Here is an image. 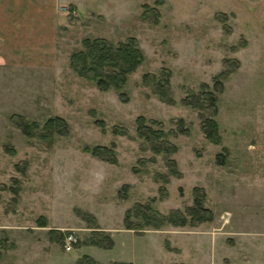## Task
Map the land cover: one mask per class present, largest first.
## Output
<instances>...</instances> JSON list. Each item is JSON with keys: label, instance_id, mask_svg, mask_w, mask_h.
<instances>
[{"label": "rangeland", "instance_id": "1", "mask_svg": "<svg viewBox=\"0 0 264 264\" xmlns=\"http://www.w3.org/2000/svg\"><path fill=\"white\" fill-rule=\"evenodd\" d=\"M60 1L51 42L22 61L0 54V264H264V0ZM87 39H135L146 62L123 91L101 92L70 67ZM161 74L172 106L144 83ZM203 92L218 100L220 145L185 102ZM56 118L63 136L44 130ZM140 119L171 154L139 137ZM97 148L117 164L87 153ZM196 191L211 221L187 214ZM147 206L189 223L127 230ZM100 233L112 249L89 246Z\"/></svg>", "mask_w": 264, "mask_h": 264}, {"label": "trees", "instance_id": "2", "mask_svg": "<svg viewBox=\"0 0 264 264\" xmlns=\"http://www.w3.org/2000/svg\"><path fill=\"white\" fill-rule=\"evenodd\" d=\"M146 58L143 52L139 49L137 41L130 39L126 43H120L114 45L106 40L102 39H87L84 42V50L74 54L70 59V67L73 72L80 78L89 83L94 84L99 91L109 92L111 90L121 92L127 86L129 78L137 72V70L144 65ZM144 83L152 89L153 93L159 98V100L166 105H174L175 101L172 97L171 90V75L161 74L159 77L144 78ZM219 93L223 92L222 84H219ZM204 89L207 90V87ZM205 90V91H206ZM123 101H127L124 94L121 95ZM193 100V101H192ZM187 106L198 110L201 113L202 129L207 141L213 145L221 144V137L219 134L218 124L216 123V117L218 115L217 104L218 100L213 94L203 92L201 97H195L189 95L188 100L185 101ZM206 108H205V105ZM138 134L139 137L151 145V150L156 155L171 154V148H165L161 140L164 135L159 132H153L151 129L144 126L142 119L139 120ZM19 128L23 134L29 138L34 137L32 134L31 126L28 123L19 124ZM46 132L59 133L61 136L67 133L66 122L61 118L49 120L45 127ZM175 150H172L174 153ZM94 158L101 161L110 163L112 165L117 164L116 153L113 149L97 148L91 152ZM174 163V162H173ZM175 164V163H174ZM173 176L177 172H172ZM198 191L195 192L194 203L195 207L189 209L187 214L191 221L198 223H205L212 220V214L208 210H204L201 205V198L198 196ZM207 213L206 216L205 214ZM136 215L141 220L138 225H133L130 220ZM187 217L181 212H171L168 217H165L155 210L151 206L135 208L133 211H129L126 214L124 224L127 230L141 231L143 228H151L153 230H161L165 225L169 224L173 227H186L188 225ZM95 232H98L99 228L95 227ZM112 239L108 238L104 234H95L92 240L89 242V246L97 247L104 250H110L113 248ZM78 264H96V261L85 256Z\"/></svg>", "mask_w": 264, "mask_h": 264}, {"label": "crops", "instance_id": "3", "mask_svg": "<svg viewBox=\"0 0 264 264\" xmlns=\"http://www.w3.org/2000/svg\"><path fill=\"white\" fill-rule=\"evenodd\" d=\"M61 6L60 0H0V51L8 52L0 54L22 61L36 45L47 38L51 42L59 28Z\"/></svg>", "mask_w": 264, "mask_h": 264}, {"label": "built area", "instance_id": "4", "mask_svg": "<svg viewBox=\"0 0 264 264\" xmlns=\"http://www.w3.org/2000/svg\"><path fill=\"white\" fill-rule=\"evenodd\" d=\"M74 243V238L70 237L67 239V249H71L72 244Z\"/></svg>", "mask_w": 264, "mask_h": 264}]
</instances>
